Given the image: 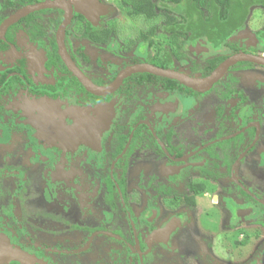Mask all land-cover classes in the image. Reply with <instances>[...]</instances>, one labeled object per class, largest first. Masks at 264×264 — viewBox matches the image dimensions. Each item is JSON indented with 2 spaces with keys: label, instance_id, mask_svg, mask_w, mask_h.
Segmentation results:
<instances>
[{
  "label": "flooded vegetation",
  "instance_id": "1",
  "mask_svg": "<svg viewBox=\"0 0 264 264\" xmlns=\"http://www.w3.org/2000/svg\"><path fill=\"white\" fill-rule=\"evenodd\" d=\"M40 1L46 0H0V24L21 7ZM67 1L74 5L77 0ZM39 11H43L44 25L61 17L55 40L64 13L57 7L32 11L8 26L0 39L6 44L1 56H8L0 60V73L14 78L15 86L0 93V107L4 97L18 91L41 100L42 106L50 100L72 98L73 103L64 102L60 108L71 124L75 118L68 109L73 105L95 109L116 98L123 103L114 104L117 115L108 122H101L100 114L91 115L95 111L88 112L83 123L91 116L106 126L91 139L92 127L87 125L76 150L61 151L54 146L60 152L54 150L56 159L48 160L53 162L49 181L28 160L22 162L26 172L20 181L9 176L12 184L4 188L6 179L0 178V264H182L168 260V251H180L182 211L196 212L208 204L217 209L208 212L211 218L226 227L223 233L232 244L231 264H264V64L237 60L210 85L195 87L174 78L135 72L123 78L114 91L95 95L64 65L55 40L60 61L83 91L69 83L57 97L35 93L28 86L54 88L62 82L56 69L47 66L49 41L42 37L44 45H40L21 22ZM77 14L92 28L110 30L108 41L92 44L79 32L73 34L69 27L85 25ZM154 14L162 19L140 41L141 49L147 47L143 57L130 52V47L110 52L112 30L101 21L100 12L93 23L73 11L63 36L66 51L97 86L110 84L123 68L137 63L202 78L239 53L264 59V6L250 7L243 24L225 42L216 46L204 36L195 37L181 43L179 50L171 46L176 50L171 55L164 48L168 43L165 15ZM157 34L164 35L165 41H158L160 46L154 49L152 37ZM21 35L44 52V58L40 56L44 72L38 69L34 50L20 43ZM185 45L190 54L184 52ZM87 46L106 60L100 55L92 59ZM30 53L35 55L33 60ZM31 62L35 64L32 70ZM110 63L120 67L111 71ZM42 77H46L44 81ZM74 142L71 139L69 145ZM46 160V156L40 159ZM11 170L13 166L8 165L0 172ZM53 173L62 180L52 181ZM62 192L65 196L60 197ZM175 205L177 211H171ZM195 264H200L198 251Z\"/></svg>",
  "mask_w": 264,
  "mask_h": 264
},
{
  "label": "rangeland",
  "instance_id": "2",
  "mask_svg": "<svg viewBox=\"0 0 264 264\" xmlns=\"http://www.w3.org/2000/svg\"><path fill=\"white\" fill-rule=\"evenodd\" d=\"M115 1L116 0L101 1L103 10L100 13V19L112 30L111 44L108 48H110V52H121L120 48H122V46L126 48L130 47V52L143 57L146 53L147 47L140 48L142 43L140 41L144 39L139 37V35L142 33L146 34L148 28L160 22L162 17L149 10L144 11L137 16H130L126 12L118 9L115 6ZM255 8L256 7H254V10ZM152 39L155 42L152 48L157 49V46H160L158 41L164 42L165 36L157 34L153 36ZM19 41L24 47L34 50L32 53L37 55L36 64L38 69L44 72L43 61L41 58H44V52L38 50L34 44L29 42L25 35H21ZM79 43L86 44L83 42H77V44ZM86 49L90 53L89 55L92 59L98 58L100 55L103 61L106 60L96 49H91L89 46H87ZM183 49L184 52L190 54L186 49V45ZM1 55L2 54L0 53V60L8 57H3ZM10 55L12 58L15 55V52H12ZM30 56V60L35 58V55L31 53ZM119 67V63H110L109 70L114 71ZM30 68L31 70L32 68H35L33 62H31ZM49 72L51 73V71ZM44 74H46V72ZM45 78L42 77V81H44ZM114 100L115 101L107 103V105L95 106V109L80 104L71 106V108L68 109V112L71 113L75 119L72 117L74 122L67 124L69 118L63 117L65 111L64 109L61 111L60 108H64V102H66V104L73 103L72 98H62L55 102L50 100L49 105L42 106L43 102H41V100L38 101V99H35L22 91L4 97L1 101L0 107V170L8 165L13 166V170L10 172H0V178L5 177L6 179L3 187L6 188L11 186L12 183L7 179L9 176L15 178L17 181L21 180L22 176H24V172H26V166L22 165L24 160H28L34 164V167L37 168L36 170H40L41 172L44 171L43 178L44 180L49 181V165H52L53 162L50 163L48 160L52 159L53 161L56 159L54 150L55 152H60L59 150L54 149V146H56L55 148L60 147L61 151H64V149L67 148L76 150L78 145H80L84 132H86L85 127L87 125L88 127L89 125L92 127L91 130L89 128L91 139L96 137L106 125L98 124V121H95V118L91 116H89V119L87 120L88 123H83L82 120L88 112L90 114L95 111L91 113V115L100 114V116L103 117L100 121L102 122L106 119L108 122L114 115H117V107H115L114 104L120 106V104L123 103V99L121 98H116ZM41 110H45L46 113ZM60 113L63 114L60 115ZM46 116L48 118H46ZM43 117H45L47 121L44 120V122H42ZM60 117L62 119H60ZM96 124H98V126H96ZM47 128H50V130H47ZM71 139L75 140L72 146L69 145ZM94 143H97V141L94 140ZM93 147L96 148V144H94ZM45 156L47 157V160L41 162L40 159ZM53 176L55 178L52 177V181L62 180L56 173H53ZM40 180H42V177ZM50 185L54 186V183H51ZM59 196H65V193L62 192ZM207 196L208 194H205L204 198L207 199ZM178 207L175 205V208H172L171 211H177ZM215 210L217 211L214 206L208 204V208H199V211L197 210L196 212L195 209L189 210L186 208L182 211V217L178 228L180 238H182L180 251H168V260L177 259L181 261L182 264H195V253L198 251L200 254V264H231L229 261V252L232 248V244L228 243V240L223 233L226 227H224V225L222 226V221H216V218H211V213H208L209 211L213 212ZM172 243L173 242H170L169 244ZM206 244H208V247H206ZM111 248L112 250H118L114 245H111Z\"/></svg>",
  "mask_w": 264,
  "mask_h": 264
},
{
  "label": "trees",
  "instance_id": "3",
  "mask_svg": "<svg viewBox=\"0 0 264 264\" xmlns=\"http://www.w3.org/2000/svg\"><path fill=\"white\" fill-rule=\"evenodd\" d=\"M261 5L264 6V0H116L115 6L126 12L130 16H137L144 11L155 13L159 11L165 15L163 21L164 29L167 32V45L164 48L168 53L176 52L172 49L176 46L179 50L180 44L186 41L194 40L195 37L204 36L215 44H221L230 37L237 27H240L248 13L250 7ZM42 12H34L24 17L21 22L25 25V29L30 33L32 38L38 39L40 45H44L41 41L42 37H46L49 41L47 48V66H53L56 72L61 76V83L57 87H40L28 88L35 93H44L53 97L59 96V91L64 86L70 85L77 87L78 91H83L81 86H77L76 79L69 74L56 53V45L54 40V30L60 21L53 18L47 21L46 25L42 22ZM77 19L84 20L85 25L78 28L69 27L74 34L84 36L92 44L106 43L110 35V30L103 27L92 28L90 23L80 15H76ZM1 21V18H0ZM152 31V30H150ZM70 35V34H69ZM144 33L139 37L144 38ZM12 35L7 34V38L11 39ZM173 46V47H171ZM6 44L0 41V50L5 48ZM171 48V49H170ZM146 76V74H141ZM69 77V78H68ZM12 77H5L4 73H0V93L6 92L8 88H13L15 82ZM65 79H68L65 84ZM96 98V97H95Z\"/></svg>",
  "mask_w": 264,
  "mask_h": 264
},
{
  "label": "water",
  "instance_id": "4",
  "mask_svg": "<svg viewBox=\"0 0 264 264\" xmlns=\"http://www.w3.org/2000/svg\"><path fill=\"white\" fill-rule=\"evenodd\" d=\"M74 3V5H71L67 0H46L23 6L13 14L8 16L5 20H3L2 24H0V39H4V34L8 26H10L13 22H16L20 17L32 11H36L41 8L52 7L62 9L64 11L63 19L58 25L55 33L57 52L62 62L69 69V71L90 93L95 95L106 94L114 91L123 78L135 72H148L157 76L174 78L189 86L195 87L210 85L219 77V75L228 65L234 63L237 60H251L264 64V59L261 57L249 55L246 53H239L222 62L213 74L207 77L198 78L190 77L171 69L161 68L150 63H137L123 68L110 84L106 86H97L90 82L89 79L74 64L66 51L63 36L66 26L71 21L73 11L83 14L87 19L94 23L97 21L99 12L101 13L103 7L97 2V0H77Z\"/></svg>",
  "mask_w": 264,
  "mask_h": 264
},
{
  "label": "bare ground",
  "instance_id": "5",
  "mask_svg": "<svg viewBox=\"0 0 264 264\" xmlns=\"http://www.w3.org/2000/svg\"><path fill=\"white\" fill-rule=\"evenodd\" d=\"M75 4V3H74Z\"/></svg>",
  "mask_w": 264,
  "mask_h": 264
}]
</instances>
